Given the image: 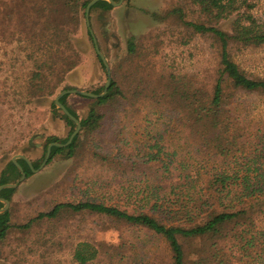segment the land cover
Returning a JSON list of instances; mask_svg holds the SVG:
<instances>
[{
  "label": "trees",
  "instance_id": "obj_1",
  "mask_svg": "<svg viewBox=\"0 0 264 264\" xmlns=\"http://www.w3.org/2000/svg\"><path fill=\"white\" fill-rule=\"evenodd\" d=\"M91 1L14 0L12 6L0 10V41L5 48L2 61L0 56V70L1 66L15 69L16 62L23 58L29 64L28 102L50 99L53 117L63 119L70 127L66 139L48 138L44 157L51 143L66 144L77 128L57 108L54 98L67 74L82 62V55L73 46L71 36L78 33L80 15L85 16ZM190 1L197 7L202 21L189 22L186 26L194 34L214 40L219 47L218 69L210 90L200 88L196 79L178 75L163 77L160 86L150 88L139 82L135 74L136 89L126 91L114 79L104 97L88 98L94 104L85 118H80L68 105L70 95L60 100L80 121L82 129L67 148H52L50 162L67 149V158H73L83 133L99 134L106 130L127 112L126 102L136 103L142 96L140 101L146 104L153 101L163 113L172 117L175 129L186 133L190 147L187 158L180 157L177 151L165 153L168 159L177 162L173 173L162 162L161 181L169 186L160 182L156 189L145 190L150 194L143 200L151 213H129L93 201L61 203L24 225H13L7 211L0 214V243L12 230H29L39 221L54 220L71 210L105 216L162 239L168 247V264H264V129L251 126L257 110L252 108L251 101L264 99V77L248 75L232 58L233 50L264 47V20L256 13L264 0ZM113 8L110 2L100 1L90 13ZM72 16H78L77 22H71ZM222 23H230V30L220 27ZM87 33L93 41L88 30ZM13 45H16L17 55L8 51ZM128 52L132 57L138 53L133 38L129 40ZM97 58L106 71L98 55ZM104 90L105 86L91 93L100 95ZM162 142L163 136L159 135L155 143L158 153H151L150 161L161 162ZM17 162L27 177L33 175L25 160ZM146 163L145 159L141 162L142 165ZM31 164L39 168L37 163ZM20 178L19 169L10 160L0 173V186L15 183ZM14 193L15 189H5L0 198L11 202ZM3 207L0 201V209ZM106 248L102 244L81 242L74 249L73 261L93 264ZM144 248L145 245L140 244L138 258L144 254Z\"/></svg>",
  "mask_w": 264,
  "mask_h": 264
},
{
  "label": "rangeland",
  "instance_id": "obj_2",
  "mask_svg": "<svg viewBox=\"0 0 264 264\" xmlns=\"http://www.w3.org/2000/svg\"><path fill=\"white\" fill-rule=\"evenodd\" d=\"M13 2L0 0V10ZM256 13L264 20V1ZM71 18V22L78 20V16ZM90 19L112 80L120 82L126 91L136 89L135 74L139 82L150 88L160 86L163 77L178 75L196 79L200 88L211 89L218 69L219 47L214 40L194 34L186 26L189 22L202 21L190 0H123L110 11H93ZM78 22L79 31L71 40L82 55V62L67 74L54 101L66 87L91 93L106 86L108 81L82 13ZM220 27L230 30V23H222ZM132 38L138 51L133 57L128 52ZM15 49L13 45L8 51L16 52ZM4 51L0 41L1 61ZM232 58L248 75L264 77V47L233 50ZM21 61L16 62L15 69L1 66L0 70V173L17 155L40 167L48 138L66 139L70 132L63 119L53 117L50 99L28 102L29 64L23 58ZM141 98L136 103L126 102L127 112L106 130L96 135L83 133L73 158H67L69 152L59 154L40 172L27 177L15 189L10 202L11 224L24 225L61 203L93 201L129 213L149 212L150 207L145 206L143 199L150 192L145 190L156 189L160 182L169 186L161 181L162 162L171 173L178 167L165 153L177 151L186 159L190 147L186 133L174 128L172 117L153 101L146 104ZM67 103L80 118H85L94 104L81 95H70ZM251 106L257 109L252 128L264 129V99H253ZM159 135L163 136L164 146L161 145L159 156L162 160L150 161L149 155L158 153L155 143ZM144 159L147 163L142 165ZM81 242L108 247L93 264H168L169 261L168 247L162 239L105 216L68 210L54 220L37 222L29 230H12L0 243V264H76L73 252ZM140 244L145 248L138 258ZM135 258L139 260L134 263Z\"/></svg>",
  "mask_w": 264,
  "mask_h": 264
},
{
  "label": "water",
  "instance_id": "obj_3",
  "mask_svg": "<svg viewBox=\"0 0 264 264\" xmlns=\"http://www.w3.org/2000/svg\"><path fill=\"white\" fill-rule=\"evenodd\" d=\"M100 1H108L110 2L113 6H120L122 3H123V0H120L119 3H115L113 0H92L86 7V10H85V16H86V22H87V28H88V31L90 32L92 38H93V43H94V47H95V51L97 53V55L100 57V59L102 60L105 68H106V71H107V75H108V81L106 83V86H105V90L102 94L100 95H96L94 93H88V92H82V91H78V90H67V91H63L61 92L55 99V104L57 106L58 109H60L67 117H69L77 126L76 130L73 132V134L70 136L69 138V141L66 143V144H59V143H51L48 148H47V153H46V156H45V159H44V162L43 164L38 168V169H35L31 162L23 155H17L15 156L13 159H12V162L17 166V168L19 169L20 173H21V178L20 180L15 183V184H5V185H2L0 186V193L5 190V189H16L19 187V185L25 181L27 179V174L25 173V171L23 170V168L18 164L17 160L18 159H23L25 160L33 173H38L40 172L49 162L50 158H51V152H52V148L53 147H58V148H67L74 140V138L80 133L81 129H82V126H81V123L80 121L75 118L74 116H72L70 114V112L68 111V109L60 102L61 98L64 97L65 95H81L83 97H86V98H91V99H99V98H102L104 97L107 92H108V89L111 85V81H112V77H111V69L107 63V60L105 58V56L103 55V53L101 52L100 50V47L98 45V41L95 37V34L92 30V26H91V22H90V12H91V9L94 5H96L98 2ZM69 152V149L66 150V153ZM0 201L4 204V207L2 209H0V214H3L5 212L8 211L9 209V206H10V202L7 201V200H4L2 198H0ZM0 235H1V231H0Z\"/></svg>",
  "mask_w": 264,
  "mask_h": 264
},
{
  "label": "flooded vegetation",
  "instance_id": "obj_4",
  "mask_svg": "<svg viewBox=\"0 0 264 264\" xmlns=\"http://www.w3.org/2000/svg\"><path fill=\"white\" fill-rule=\"evenodd\" d=\"M91 14V13H90ZM90 22H91V19H90Z\"/></svg>",
  "mask_w": 264,
  "mask_h": 264
}]
</instances>
